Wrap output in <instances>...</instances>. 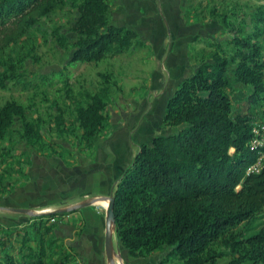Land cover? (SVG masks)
Returning a JSON list of instances; mask_svg holds the SVG:
<instances>
[{"label": "trees", "instance_id": "16d2710c", "mask_svg": "<svg viewBox=\"0 0 264 264\" xmlns=\"http://www.w3.org/2000/svg\"><path fill=\"white\" fill-rule=\"evenodd\" d=\"M257 1L252 14L242 17L236 12L239 3L222 12L212 9L225 43L202 53L167 99L162 124L174 131L141 144L118 178L114 234L128 256L162 253L157 264H264V161L258 172H247L264 152V145L249 144L252 122L264 121V0ZM67 5L76 13L72 61L97 62L132 46L135 32L113 23L107 0H0V29L35 22ZM19 76L11 62L0 60L1 89ZM234 83L247 90L245 110L234 108L229 94ZM109 87L103 77L98 92L71 100L72 124L86 142L103 127ZM54 120L63 134L62 111ZM17 121L21 141L37 146L42 120L27 118L15 100L0 104V143ZM5 169L0 170V192L9 174ZM44 256L40 246L36 261L3 254L0 264H64L63 259L43 261Z\"/></svg>", "mask_w": 264, "mask_h": 264}, {"label": "rangeland", "instance_id": "374dc122", "mask_svg": "<svg viewBox=\"0 0 264 264\" xmlns=\"http://www.w3.org/2000/svg\"><path fill=\"white\" fill-rule=\"evenodd\" d=\"M107 2L112 21L132 29L135 38L126 51L97 62L72 61L75 34L71 27L76 13L71 6L55 8L21 27L8 23L0 29V60L11 62L20 73L0 88V104L15 100L25 108L27 118H40L43 123L42 138L34 148L21 141L19 121L0 143V159L5 157L0 170H9L0 192V256L32 262L42 246L43 261L110 264L104 251L107 197L141 144L174 131L162 124L167 99L182 78L192 73L202 53L217 42L225 43L224 28L211 18L212 9L222 12L239 3L241 10L236 12L242 17V13L251 15L260 3ZM56 34L64 36L65 43ZM103 77L110 82L105 121L100 133L86 142L72 124L71 100L81 93L98 92ZM229 94L234 108L245 110L246 88L234 83ZM60 111L67 128L63 134L54 124ZM92 199L97 200L88 207L50 216L56 209ZM113 246L114 264H157L162 256L130 257L114 233Z\"/></svg>", "mask_w": 264, "mask_h": 264}, {"label": "water", "instance_id": "95a60500", "mask_svg": "<svg viewBox=\"0 0 264 264\" xmlns=\"http://www.w3.org/2000/svg\"><path fill=\"white\" fill-rule=\"evenodd\" d=\"M97 199H92L87 202L78 203L69 207H65L62 209H56L52 211L53 213H64V212H74L77 209H81L84 207H88L93 204ZM107 207H106V214H105V232H104V251L106 255V260L110 264H114V246H113V233L115 229L114 223V212H113V202L114 197L113 194L107 197ZM11 211L15 212H22L26 214H31L32 211L25 208H18V207H9L7 208Z\"/></svg>", "mask_w": 264, "mask_h": 264}, {"label": "built area", "instance_id": "2783aa9c", "mask_svg": "<svg viewBox=\"0 0 264 264\" xmlns=\"http://www.w3.org/2000/svg\"><path fill=\"white\" fill-rule=\"evenodd\" d=\"M253 137L249 144L251 146H263L264 145V121L252 122ZM264 152L257 158L256 162L247 168V172H258L263 163Z\"/></svg>", "mask_w": 264, "mask_h": 264}, {"label": "crops", "instance_id": "0c3cea01", "mask_svg": "<svg viewBox=\"0 0 264 264\" xmlns=\"http://www.w3.org/2000/svg\"><path fill=\"white\" fill-rule=\"evenodd\" d=\"M114 23V22H113ZM115 24V23H114ZM115 25H117V24H115Z\"/></svg>", "mask_w": 264, "mask_h": 264}, {"label": "bare ground", "instance_id": "6f19581e", "mask_svg": "<svg viewBox=\"0 0 264 264\" xmlns=\"http://www.w3.org/2000/svg\"><path fill=\"white\" fill-rule=\"evenodd\" d=\"M103 202H105V201H103ZM105 204V203H104Z\"/></svg>", "mask_w": 264, "mask_h": 264}, {"label": "flooded vegetation", "instance_id": "af4514ba", "mask_svg": "<svg viewBox=\"0 0 264 264\" xmlns=\"http://www.w3.org/2000/svg\"><path fill=\"white\" fill-rule=\"evenodd\" d=\"M77 211V210H76ZM73 236V235H72Z\"/></svg>", "mask_w": 264, "mask_h": 264}]
</instances>
